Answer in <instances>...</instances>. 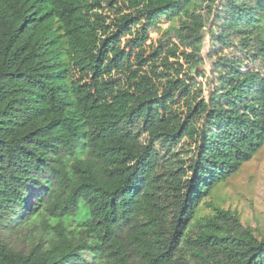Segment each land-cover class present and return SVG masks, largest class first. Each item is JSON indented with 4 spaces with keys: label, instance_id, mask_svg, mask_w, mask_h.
<instances>
[{
    "label": "trees",
    "instance_id": "16d2710c",
    "mask_svg": "<svg viewBox=\"0 0 264 264\" xmlns=\"http://www.w3.org/2000/svg\"><path fill=\"white\" fill-rule=\"evenodd\" d=\"M203 8L219 52L263 38L264 0H0V264H264L236 212L198 217L264 142L260 73L195 82Z\"/></svg>",
    "mask_w": 264,
    "mask_h": 264
},
{
    "label": "rangeland",
    "instance_id": "374dc122",
    "mask_svg": "<svg viewBox=\"0 0 264 264\" xmlns=\"http://www.w3.org/2000/svg\"><path fill=\"white\" fill-rule=\"evenodd\" d=\"M216 9L217 5L214 6L213 12ZM206 11V8L200 10V14L207 19L204 29V42L200 52L202 62L198 66V69L192 74L195 82L201 84L204 96L209 95L212 91L209 74L212 61L218 57H238L242 61L244 71H256L260 73L264 79V58L260 57L255 62L251 60L252 56H258V47L262 44V41H264V35L260 40L250 39L247 42L249 47L245 49H242L240 44L235 40L230 48L219 52V48L212 44L208 36L212 24V17L211 15L208 17ZM159 26L161 29H165L167 23L162 21ZM150 38L152 42L158 39L155 30L150 34ZM215 52H217V54L214 55ZM246 53H248L249 56H245ZM183 67L185 68L186 66L183 65ZM198 72H203L205 77H195ZM186 148V145L181 144L177 149L182 158H185L184 150ZM206 203H211L223 210L236 212L243 227H250L255 230L256 236H264V142L262 147L249 162L244 163L239 171L232 175L225 183L213 189L211 195L205 200V203L201 205L198 217L209 216L211 214V209L206 206ZM25 232L26 231H24V233ZM33 235L36 236L37 231H35ZM22 245L24 244L20 245L15 243V246L18 248L20 246L24 248ZM186 264L194 263L189 259L186 261Z\"/></svg>",
    "mask_w": 264,
    "mask_h": 264
}]
</instances>
